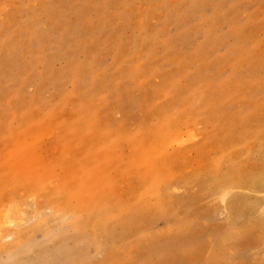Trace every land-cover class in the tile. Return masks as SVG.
Listing matches in <instances>:
<instances>
[{
    "label": "rangeland",
    "instance_id": "rangeland-1",
    "mask_svg": "<svg viewBox=\"0 0 264 264\" xmlns=\"http://www.w3.org/2000/svg\"><path fill=\"white\" fill-rule=\"evenodd\" d=\"M0 205V264H264V0H0Z\"/></svg>",
    "mask_w": 264,
    "mask_h": 264
},
{
    "label": "bare ground",
    "instance_id": "bare-ground-1",
    "mask_svg": "<svg viewBox=\"0 0 264 264\" xmlns=\"http://www.w3.org/2000/svg\"><path fill=\"white\" fill-rule=\"evenodd\" d=\"M207 155H208V154H207ZM206 159H207V158H206ZM8 201H9V200H8ZM9 203H10V202H9ZM7 204H8V203H7ZM14 205H15V204H13V206H14ZM0 206H1V205H0ZM21 207H22V206H21ZM4 208H5V207H4ZM1 209H2V208H1ZM11 209H12V208H11ZM2 211H3V210H2ZM0 212H1V211H0ZM6 212H7V211H6ZM8 212H9V211H8ZM43 213H44V212H43ZM4 216H5V215H4ZM7 217H8V215H7ZM11 217H12V216H11ZM11 217H10V218H11ZM28 217H29V216H28ZM15 221H16V220H15ZM2 222H3V221H2ZM2 222H1V223H2ZM1 223H0V224H1ZM5 223H6V222H5ZM2 225H5V224L2 223ZM7 226H8V225H7ZM1 227H2V226H1ZM1 229H2V228H1ZM0 231H1V230H0ZM1 232H2V231H1ZM0 237H1V236H0ZM3 237H4V236H3ZM1 238H2V237H1ZM1 240H2V239H1ZM2 241H3V240H2ZM1 243H2V242H1ZM2 244H3V243H2ZM6 244H7V243H6ZM0 248H1V247H0ZM0 251H1V250H0Z\"/></svg>",
    "mask_w": 264,
    "mask_h": 264
}]
</instances>
